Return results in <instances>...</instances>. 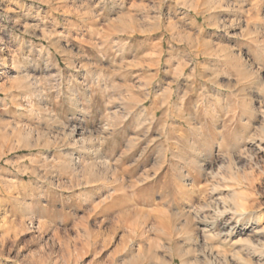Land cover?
I'll list each match as a JSON object with an SVG mask.
<instances>
[{
  "label": "rangeland",
  "instance_id": "rangeland-1",
  "mask_svg": "<svg viewBox=\"0 0 264 264\" xmlns=\"http://www.w3.org/2000/svg\"><path fill=\"white\" fill-rule=\"evenodd\" d=\"M173 242L264 264V0H0V264Z\"/></svg>",
  "mask_w": 264,
  "mask_h": 264
},
{
  "label": "bare ground",
  "instance_id": "bare-ground-1",
  "mask_svg": "<svg viewBox=\"0 0 264 264\" xmlns=\"http://www.w3.org/2000/svg\"><path fill=\"white\" fill-rule=\"evenodd\" d=\"M112 204V203H111ZM206 230V229H205ZM212 233V232H211ZM210 233V234H211ZM219 234V233H218ZM162 247V246H161ZM162 249V248H161ZM167 250V253H170V262L166 263V264H173L174 260L176 258H178L180 260L181 264H185L186 262H188V259H186L187 257V253L185 251L179 250L177 249V245L176 243H171L170 246L168 248H165ZM158 250H155L153 252H151L145 259H144V264H155L154 263V259L157 257L158 253H162V252H157ZM159 255V254H158ZM143 257V256H142ZM159 257V256H158ZM158 260V259H157ZM164 261V260H163ZM192 260H190L189 262H191ZM158 264V262H157Z\"/></svg>",
  "mask_w": 264,
  "mask_h": 264
}]
</instances>
